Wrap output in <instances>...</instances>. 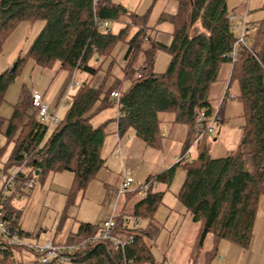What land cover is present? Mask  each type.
<instances>
[{"label": "trees", "instance_id": "obj_1", "mask_svg": "<svg viewBox=\"0 0 264 264\" xmlns=\"http://www.w3.org/2000/svg\"><path fill=\"white\" fill-rule=\"evenodd\" d=\"M177 1V13L161 18L173 24L172 43L164 46L148 31L145 14L129 13L123 5L111 0H0V54L21 23L43 22L27 56L15 63L14 72L8 69L0 74V101L24 60H32L42 68L58 64L69 72L70 78L77 71L94 77L105 61L114 57L118 44L128 43L122 66L125 85L116 80L104 90L103 86L92 87L90 81L81 83L54 129L36 116V110L30 108L31 93L25 91L7 121L4 133L12 150L2 167V185L11 170L21 165L24 169L10 188L13 194L31 179L39 178L43 182L50 173H73L63 219L78 195L105 166L101 152L107 122L94 126L91 122L94 115L89 114L96 102H101L97 111L118 105L119 133L133 129L149 147L156 149L162 147L164 123L185 125L191 135L187 148L194 143L198 111L206 108L208 113L214 112L212 87L226 78V90L235 94L232 100L242 107L236 116L241 119V135L231 153L211 157L210 135L206 134L193 158L149 176L140 187L122 195L124 200L115 218L114 233L134 237L124 251L114 250L110 240H100L80 247L73 255V263L124 264L125 259H133L134 264H154L148 241L159 236L155 221L164 197V191L156 186L162 183L170 187L178 168L185 170L178 200L198 227L191 247V264H211L222 241L243 249L251 245L257 213L264 202V18L256 20L248 16V46L238 45L239 58L232 63L229 53L238 34L229 18L236 15L229 0ZM119 21L125 26L114 33L110 24ZM199 21L203 30L192 33ZM105 22L107 26H103ZM132 25L138 28L130 34ZM162 49L171 58L166 71L158 73L154 64ZM112 66L110 63L105 71L106 79ZM114 90L120 92L118 99L111 96ZM5 121L0 117V128ZM1 194L2 187L0 204L6 205L9 198L1 200ZM128 203L132 205L129 208ZM3 211L9 229L24 235L17 215L7 214L4 208ZM133 218L139 223H134ZM99 231V224L81 223L65 243H79ZM209 238L213 243L211 248L206 245ZM16 249L24 250L12 246L1 248L0 244V264H23Z\"/></svg>", "mask_w": 264, "mask_h": 264}, {"label": "rangeland", "instance_id": "obj_2", "mask_svg": "<svg viewBox=\"0 0 264 264\" xmlns=\"http://www.w3.org/2000/svg\"><path fill=\"white\" fill-rule=\"evenodd\" d=\"M229 6L230 8L236 7L237 9L242 6H248L252 18H264V0H229ZM236 24L237 22H233V26ZM42 26V21H37L35 23L23 22L14 30V32L10 35V37L4 44L2 52L0 54V74L5 70L12 69L19 58L23 60L27 56L29 47L34 41L39 31L41 30ZM121 26L122 25L120 24V22H112L110 24V27L113 32H118ZM202 30L203 29L201 28V23L199 21L191 29V32H201ZM135 31L136 28L130 27V34H133ZM236 32L238 34L239 30L237 29ZM259 37H262L261 33ZM167 54V52L160 50L157 55H159V58H162L164 56L166 57ZM110 61L111 59H107V61L103 65L105 69H108ZM93 63L94 62H92V64ZM167 67L164 68V71H166ZM69 75V72L65 69H62L58 64H56L52 68H42L36 65L32 60H24L23 65L18 68L15 74L14 81L8 86L3 100L0 101V117L6 120L0 128V150L4 148V150L0 154V178L1 168L7 162L12 150V144H8L4 130L7 126L8 119L13 114L14 106L18 102L22 93H24L25 91L31 93L33 90H38L43 94V96L45 95L46 100L50 104H52L53 106L57 104V106L61 107L58 112V117L61 119V116L64 115V110L66 108V104L62 106V102H70L72 99V95L76 93L80 84L85 82L87 77L89 76L86 72L82 71L75 72L72 78H70ZM72 81H78L79 86H72ZM225 82L226 81L223 80L214 84L211 90V98L214 111H218L216 135L209 137V154L213 158L226 156L231 153V151L236 148L240 137V131L238 130V127H235L237 124V118H233L230 120L226 119V121H221L220 119V117L223 116V114L221 116L219 111L222 103H220L219 97L217 96L222 90H225L227 84H225ZM231 104L233 107L232 110H230L229 106ZM30 108L33 110L31 105V99ZM240 111L241 105L239 102L227 101L226 108L224 110V117H228L229 114L232 115L231 112L237 114ZM116 113L117 106L105 108L100 111V114L97 115V117H93L92 123L94 125H97L99 119L103 118L104 116H110L112 114L115 116ZM205 136L206 134H204L203 139H205ZM215 136L218 137V140L216 142H213L212 140ZM123 139L125 142L128 141L127 136H125ZM134 139L139 138L135 136ZM138 141H140V139ZM140 142L143 145V149L148 150H137L135 152V155L131 156L130 162H127L126 160L124 163L122 162V160H117L118 166L117 169H115V172L117 174V180L120 175L122 174L123 176L126 171H130L132 173V176L134 178L132 188L140 187L145 182L147 176L153 175L159 172L160 170H163L164 161H161L160 156H163L165 158V161L167 162L170 154L168 148L162 147L157 151L150 147H146L142 141ZM102 155L104 157H107L108 155L111 156V158L108 160L107 165L112 169V166L109 164V162L111 161V159H114V154L111 155L110 151L107 152V148L105 150L104 147ZM124 156H126V158H124L127 159L128 155ZM178 156H180V154L177 155V157ZM140 159H142V161ZM120 178V181H122V177ZM72 179L73 173L69 171H64L60 173H50L43 182H41L39 178H34V187L28 189L26 194L23 195L22 205H24V207L21 211L23 213L20 212L22 214L21 220L27 218L28 220H30V223L34 225V227L32 226L31 228H28V230L30 232H33L34 235L39 234L40 237L38 243L43 244L45 242L53 240L57 225H59L61 221V212L65 207L66 201L65 196L67 194V190L70 187ZM184 179V169L178 168L175 174L174 181L171 185V190H178L181 184L183 183ZM102 181L103 180H101L100 177H97L93 181H91L86 190L79 194L75 204L69 208L68 214L64 218L63 222L68 223V225H70L71 227V230L75 231L78 228V225L84 220H98L94 222L102 224L105 220L110 219L112 215L111 204L116 203L117 198L115 195L111 197L110 191L107 193L105 185ZM41 185L42 189L40 187ZM37 191H39L38 195H36ZM105 197L106 200L104 199ZM24 201H26V204ZM33 201L34 207L29 212ZM164 209L165 208L162 207L159 210V219L164 216L163 211L166 212V210ZM92 213L97 214L98 216L96 217ZM184 224H188L189 226L192 225L189 220H184ZM188 225H184L186 229H181L179 231V226L175 227V225H173V227L171 228L172 237L169 244V250L166 255L160 252L159 249L160 241L162 240L164 235L160 234L157 239L152 242V250L157 264H188L186 258L183 257L184 244L186 242L185 237L184 241H182V235H185L186 232L190 230ZM42 228H48V231L45 233H40L42 231ZM254 235L255 236L253 243L255 247L252 250L243 249L239 245L228 241H222L219 245L218 254L212 260L211 264H264L263 218H260L256 223ZM26 238L27 240H31L33 238L32 233L29 234V236H27ZM36 242L37 241H34V243ZM206 245L208 248L212 247L213 243L211 238H209ZM19 250L21 249H16V251L21 256L23 264H36L37 257L33 252L29 250H21L20 253ZM17 252H15V256L20 259ZM67 264L79 263L69 262Z\"/></svg>", "mask_w": 264, "mask_h": 264}, {"label": "crops", "instance_id": "obj_3", "mask_svg": "<svg viewBox=\"0 0 264 264\" xmlns=\"http://www.w3.org/2000/svg\"><path fill=\"white\" fill-rule=\"evenodd\" d=\"M111 1L123 5L128 10L129 13L139 14V15L145 14L147 16V24H146L147 26L146 27H147L148 31L151 32L152 35L155 37L156 41L158 43L164 45V46H170L171 45L172 39H173V35H172L173 24L171 21H169L167 19L161 20V18L165 17V16H169V15H174L177 13L178 8H179V3L177 0H121V1L111 0ZM232 8L235 9L236 22H239L241 20L242 16L244 15V13L247 10H248L249 18L257 20V18L251 17L250 10L248 9V6L239 7V9H237L236 7H232ZM151 20H152V22H151ZM120 24L122 25L121 28L125 26L123 22H120ZM132 28L137 29L138 26L132 25ZM114 33H117V32H114ZM127 51H128V43H126V42L119 43L118 46L116 47V49L114 50V57L110 61V63H112L113 66H112V68H110L111 75L109 76V78H107V79L105 78L106 69L104 67H102V70H100L94 77H92L91 75H89L87 73L89 76L87 77L86 81H90L91 86L94 88H99V87L103 86L104 90H107L116 80L121 81L122 84L125 85L127 82H124V73L122 70V66L124 65ZM163 51H165V50H163ZM165 52H167V51H165ZM170 58H171V56L169 53L167 54L166 57L164 56L162 58H159V55H157L156 59H155V64H154L155 71L158 73L164 71V68L167 67V65L170 61ZM98 61L99 60L97 59L96 62H98ZM96 62L94 64H96ZM226 80H227V78H226ZM226 83H227V81L225 82V84ZM227 86H228V84H226V88H227ZM226 88L224 91L222 90L220 92V94H218L217 97H219V100L221 99L223 93L226 91ZM43 97H44V100L46 102H48L45 98V95ZM71 101H72V99H71ZM71 101L70 102H62V106L64 104H66L64 114H65L66 110L68 109ZM227 101L230 102V101H234V100L227 99L226 101H224L222 103V105L219 109L221 116L223 114V116L220 117L221 121H226V119L230 120L233 118L236 119L237 118L236 116H238L242 111V107H241V111L239 113L235 114L234 112H231L232 115L229 114L228 117H224V110L226 108ZM100 103H101L100 101L96 102V104L93 106V108L89 112V114L93 113V115H94L93 117H95V116L97 117V115L100 114V111L103 110L102 109V110L97 111V109L100 106ZM49 105H50V112L58 114L59 109L61 107L57 106V104L55 106H53L52 104L49 103ZM113 106H117L116 115L114 116L112 114L110 116H104V117L102 116L103 118L99 119L98 120L99 122L97 124V125H100L104 122H107L105 125V132H106L105 140H106V142L104 141L102 151H103V148L105 147V150L107 148V152L110 151L111 155L114 154V159H111V161L109 162V164L112 166V169L110 167H108V165H107L108 160L111 158V156L108 155L107 157H104L102 155V157L105 159V166L101 169V171L99 172V174L97 176V177H100L101 180H103L102 182L105 185L107 193L109 191L111 192V197H113L114 190L120 186V183H122L124 176H125V173L123 174V176L121 174L120 177H122V181H120V179H121L120 177L117 180V176H116L117 174L115 172L116 171L115 169H117V166H118L117 160H122V162H124V163L126 160H127V162H130L131 156L135 155V152L137 150L138 151L148 150V149H143V145L140 141H142L146 147H149L140 137H138L135 134L133 129H129L124 134L119 133V122H118L119 107L116 104H114L110 107H113ZM229 106H230V110H232V108H233L232 104ZM36 116H37V114H36ZM62 116H61V118H62ZM237 119H239V118H237ZM237 119H236L237 124L235 127H238V130L240 131V135H241V129H240L241 119H239V120H237ZM97 125H94V126H97ZM125 136L128 137L127 142H125L123 139ZM135 136H137L140 139V141H138L139 139H134ZM161 136H163L162 147L169 149V153H170L169 159L166 162L165 158L163 156H162L163 158L160 156L161 161H164L163 162L164 163L163 170H160L159 172H157L153 175H157V174L165 171L166 169L170 168L173 164H175L174 162H175V158L177 157V155H179V154L183 155L188 151L187 157L189 159H191L198 152L197 145L194 146V143L191 144L189 148H187V142L190 140L191 135L189 134L188 128L183 124H180V123H164L161 127ZM239 139H240V137H239ZM217 140H218V137L215 136L213 139V142H216ZM150 148H152V147H150ZM11 149H12V147H11ZM152 149H155L158 151V149H156V148H152ZM179 151H180V153H179ZM101 154H102V152H101ZM124 155H128L127 159H125L126 156H124ZM140 160L142 161V159H140ZM113 168H114V170H113ZM149 176H151V175H149ZM149 176H147V178ZM3 179H4V174H3V171L1 168L0 188L2 187ZM71 184H72V181H71ZM71 184H70V186H71ZM181 186H182V184H181ZM181 186L179 187L178 190L172 191L171 186L167 188L165 184L158 183V185L156 186V189L160 190V191H164V197H163L162 205L159 207L157 214H156L155 225L160 229L159 235L160 234L164 235V237L160 241L159 249H160V252H162V253H164V255H166L168 253V250H169V244H170V240L172 237L171 228L173 227V225H175V227L179 226V229H178V231H179L181 229H186L185 226L188 225V224H184V220H189L191 222L192 225H190V226L188 225L190 230H188L185 235H182L183 236L182 241H184V237L186 239V242L184 244V251H183L184 256L183 257L186 258V260L188 261V264H191V262L189 260L190 259V253H191V247H192V243L194 241L196 232L198 230V227L196 224H194L192 222L191 216L188 213L186 207L183 206L178 200L177 194H178ZM40 187L42 189V185ZM28 189H30V188H28L25 185V186H23V188L21 190L16 191L15 194H13L14 191H10V190L7 191L5 193V197L6 198L8 197L9 201L6 205H2V206H3L4 210H7L6 211L7 214H9L11 216H13V215L15 216V214L17 215V221L19 224V228L24 233V235L29 236V234L32 233L33 238L29 241H31V242L37 241L38 242L39 237H40L39 234L34 235L33 232H30L28 230V228H31L32 226L34 227V225L32 223H30V220H28L27 218H25L24 220H21V217H22L21 213H23L21 211H22V208L24 207V205H22V198H23V195L26 194ZM132 189H134V188H132ZM68 190H67V192H68ZM38 194H39V191H37L36 195H38ZM104 199L106 200V197ZM123 200H124L123 196H121V198L118 199V205L116 207V214L119 213L120 206H121V203ZM24 202L26 204V201H24ZM65 203H66V201H65ZM131 206L132 205L130 203L127 204L128 208ZM33 207H34V201L31 204L29 212H30V210H32ZM162 207L165 208L164 210H166V212L163 211L164 216L159 219L158 218V212ZM62 212H61V221H60L59 225H57V228L55 231V236L52 240L56 243L67 242L70 235L72 233L77 232V230H78V228L75 231L71 230L70 225H68V223H66V222H63L64 219L62 218ZM176 214H177V217H176ZM93 215L96 217L98 216L97 214H93ZM260 218L264 219V202H262L260 207H259V211L257 213V219L255 222V225ZM94 221H98V220H94ZM94 221L93 220H84L81 223H91V224H99V225L101 224V223H97V222L95 223ZM131 224H132V220H131ZM79 225H78V227H79ZM255 225H254V230H255ZM47 231H48V228H46V229L42 228V231L40 233H42V232L45 233ZM175 234H178V233H175ZM254 236L255 235L253 233L252 242H251L250 247L248 248L249 250H252L255 247L254 243H253ZM152 242H153L152 240L148 241V243L151 245V249H152ZM152 252H153V250H152ZM154 259H155V257H154ZM146 264H150V263H146ZM154 264H157V262L155 261Z\"/></svg>", "mask_w": 264, "mask_h": 264}, {"label": "built area", "instance_id": "obj_4", "mask_svg": "<svg viewBox=\"0 0 264 264\" xmlns=\"http://www.w3.org/2000/svg\"><path fill=\"white\" fill-rule=\"evenodd\" d=\"M248 10L242 16L241 20L237 22L232 28L238 32V38L233 45L229 56L232 60V63L236 62L239 58L237 47L240 44L248 46L249 40L246 36L247 32V21H248ZM232 22H236V15L232 14L229 16ZM108 22H105L103 26H107ZM72 86H78V81H72ZM111 96L115 99L120 97V92L114 90L111 92ZM235 94L230 91H225L220 99V103H223L227 99H234ZM31 105L32 108L36 110L37 117L42 121H47L49 123V128L54 129L60 123V118L58 114L50 112V105L44 100L43 94L38 90H33L31 92ZM218 111H214L213 113H208L206 108H203L198 111L196 118V136L194 140V145L200 144L204 139V134H208L210 136L216 135V123H217V113ZM188 151L176 157L175 163L178 162H187L189 158L187 157ZM24 169V165L14 167L11 170V174L6 179L4 184L2 185V198L4 199L5 193L10 190L11 187L14 186L16 182L17 175ZM134 183V178L130 171L125 172L124 179L121 185L114 190V195L117 198L116 203L111 204L112 215L110 219L105 220L102 224H100V231L92 236L87 237L86 239L80 241L79 243H67L60 244L54 241H48L43 244L38 242L34 243L18 231H13L9 229L7 223L4 219V211L0 204V244L1 248L12 246V247H20L24 250H29L35 254L37 257L36 264H67L72 262L74 253L80 248L84 247L88 243H96L100 240H110L114 250L124 251L126 247L134 240L133 236H122L114 233L115 228V218H116V207L118 205V199L128 190L132 188V184ZM26 186L28 188L34 187V179H31L26 182ZM145 193V189H144ZM134 223L138 224L139 221L136 218L132 219ZM124 264H134L133 259H125Z\"/></svg>", "mask_w": 264, "mask_h": 264}, {"label": "water", "instance_id": "obj_5", "mask_svg": "<svg viewBox=\"0 0 264 264\" xmlns=\"http://www.w3.org/2000/svg\"><path fill=\"white\" fill-rule=\"evenodd\" d=\"M15 68H16V65L13 66V68L10 70V72L13 73Z\"/></svg>", "mask_w": 264, "mask_h": 264}]
</instances>
